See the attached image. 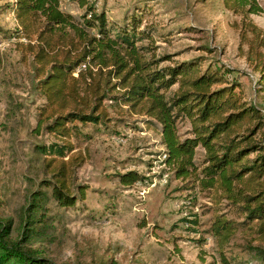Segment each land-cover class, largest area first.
<instances>
[{"label": "rangeland", "instance_id": "1", "mask_svg": "<svg viewBox=\"0 0 264 264\" xmlns=\"http://www.w3.org/2000/svg\"><path fill=\"white\" fill-rule=\"evenodd\" d=\"M16 1L0 0V217L13 220L14 235L31 194L50 180L45 156L36 148L59 142L44 127L38 130L39 111L48 101L37 88L34 55L21 47L36 44L42 26L35 24L25 34L15 14ZM246 1L261 8L250 20L264 30V0ZM59 3L63 12L76 18L90 8L105 13L114 32L136 30L144 37L138 45L148 46L150 57L168 58L160 68L193 60L201 62L202 70L210 65L223 68L230 81L237 79L242 85L248 102L264 111L260 75L239 49L243 18L225 0ZM91 67L97 71V65ZM78 86L84 94L83 81ZM104 107L108 122L79 125L81 136L71 138L73 153L86 156L75 180L80 200L72 208L48 202L49 235L34 247L44 248V256L56 264H224L212 224L219 215L242 222L240 217L226 201L216 204L209 192L176 178L162 155L160 124L113 99ZM189 129V124L182 125V134ZM204 155L199 147L198 164ZM130 173L138 179L123 183L120 176ZM243 230L225 248V255L234 264H264L248 249L258 245L255 231Z\"/></svg>", "mask_w": 264, "mask_h": 264}, {"label": "trees", "instance_id": "2", "mask_svg": "<svg viewBox=\"0 0 264 264\" xmlns=\"http://www.w3.org/2000/svg\"><path fill=\"white\" fill-rule=\"evenodd\" d=\"M225 3L243 18L239 49L260 75L264 100V30L250 20L262 10L246 0ZM15 14L25 34L35 24L42 26L36 44L21 47L34 55L37 88L48 101L39 111L38 130L44 127L63 144L36 148L45 156L50 180L31 194L16 235L13 220L0 217V264H56L33 243L49 235L48 202L72 208L80 200L75 180L86 156L73 153L71 138L81 136L79 125L110 120L104 107L108 99L160 124L162 155L176 178L209 192L216 204L226 201L240 217L242 222L219 215L212 224L223 263L234 264L225 248L241 228L255 231L258 245L248 249L264 263V111L248 102L237 79L230 81L221 67L202 70L199 60L160 68L168 58L153 59L148 46L138 45L144 37L136 30H110L105 13L93 8L76 18L62 11L59 0H17ZM116 90L121 94L115 96ZM186 124L190 129L182 134ZM199 147L205 151L201 164ZM120 177L125 184L138 179L135 173Z\"/></svg>", "mask_w": 264, "mask_h": 264}, {"label": "built area", "instance_id": "3", "mask_svg": "<svg viewBox=\"0 0 264 264\" xmlns=\"http://www.w3.org/2000/svg\"><path fill=\"white\" fill-rule=\"evenodd\" d=\"M85 67H86V66H82L81 68H85ZM81 68H80V69H81Z\"/></svg>", "mask_w": 264, "mask_h": 264}]
</instances>
